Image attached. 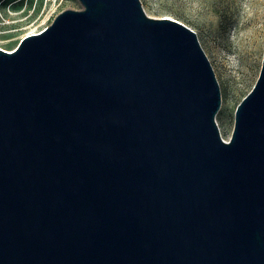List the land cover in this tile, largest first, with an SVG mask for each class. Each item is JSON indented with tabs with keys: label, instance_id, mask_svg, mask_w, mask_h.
<instances>
[{
	"label": "water",
	"instance_id": "1",
	"mask_svg": "<svg viewBox=\"0 0 264 264\" xmlns=\"http://www.w3.org/2000/svg\"><path fill=\"white\" fill-rule=\"evenodd\" d=\"M78 1L0 48V264H264V50L225 140L193 29Z\"/></svg>",
	"mask_w": 264,
	"mask_h": 264
},
{
	"label": "rangeland",
	"instance_id": "2",
	"mask_svg": "<svg viewBox=\"0 0 264 264\" xmlns=\"http://www.w3.org/2000/svg\"><path fill=\"white\" fill-rule=\"evenodd\" d=\"M145 12L168 16L193 29L219 82L221 104L216 121L227 140L234 112L260 70L264 50V0H141ZM78 0H0V47L13 49L27 33L43 29L64 8H80ZM258 29L260 52L247 61L241 47ZM240 45H242L240 47Z\"/></svg>",
	"mask_w": 264,
	"mask_h": 264
},
{
	"label": "bare ground",
	"instance_id": "3",
	"mask_svg": "<svg viewBox=\"0 0 264 264\" xmlns=\"http://www.w3.org/2000/svg\"><path fill=\"white\" fill-rule=\"evenodd\" d=\"M33 31L27 33L30 34ZM242 45H240L241 47ZM246 54L247 61H250L255 54L260 52V41L258 39V29L253 28L248 36V41L244 43V46L241 47Z\"/></svg>",
	"mask_w": 264,
	"mask_h": 264
},
{
	"label": "built area",
	"instance_id": "4",
	"mask_svg": "<svg viewBox=\"0 0 264 264\" xmlns=\"http://www.w3.org/2000/svg\"><path fill=\"white\" fill-rule=\"evenodd\" d=\"M39 30H37V31H33L32 33H34V32H38ZM5 49V48H4ZM7 50H9V49H7Z\"/></svg>",
	"mask_w": 264,
	"mask_h": 264
},
{
	"label": "flooded vegetation",
	"instance_id": "5",
	"mask_svg": "<svg viewBox=\"0 0 264 264\" xmlns=\"http://www.w3.org/2000/svg\"><path fill=\"white\" fill-rule=\"evenodd\" d=\"M0 48H3V47H0Z\"/></svg>",
	"mask_w": 264,
	"mask_h": 264
}]
</instances>
